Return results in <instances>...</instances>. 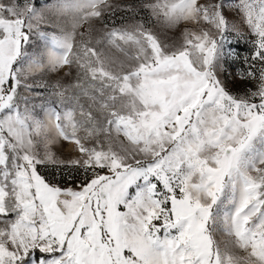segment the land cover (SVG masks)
Returning a JSON list of instances; mask_svg holds the SVG:
<instances>
[{"label": "snow or ice", "instance_id": "snow-or-ice-1", "mask_svg": "<svg viewBox=\"0 0 264 264\" xmlns=\"http://www.w3.org/2000/svg\"><path fill=\"white\" fill-rule=\"evenodd\" d=\"M0 264H264V0H0Z\"/></svg>", "mask_w": 264, "mask_h": 264}, {"label": "rangeland", "instance_id": "rangeland-1", "mask_svg": "<svg viewBox=\"0 0 264 264\" xmlns=\"http://www.w3.org/2000/svg\"><path fill=\"white\" fill-rule=\"evenodd\" d=\"M112 3L118 2V0H111ZM120 15H123L122 13L119 14L116 19L118 20ZM109 22H111L109 20ZM69 31H75V43L76 47L72 51V55L70 56V59L74 61L71 68L69 67H61L58 71H55L54 73H50L45 76V79H47L50 83L54 81H61L65 84L73 83L77 75L82 72V69L78 67L79 61L76 59V52L79 51V42L81 39H88L89 36L95 38L99 34V28L100 25L96 20L91 21L90 24L82 23L73 29L71 23L67 25ZM183 27V25H181ZM79 96L81 103H87L86 98L83 96V94L80 92L79 89L71 88L69 89L68 93L64 97H55L54 99L58 103H62V106H70V107H77L76 104V97ZM78 109H77V119H79ZM69 132H71V129H68ZM81 136L85 135L83 131H81ZM63 142L61 141L59 144L56 145L57 149H60L63 151L65 155L71 153L74 151V145L69 144L67 146L62 147Z\"/></svg>", "mask_w": 264, "mask_h": 264}]
</instances>
